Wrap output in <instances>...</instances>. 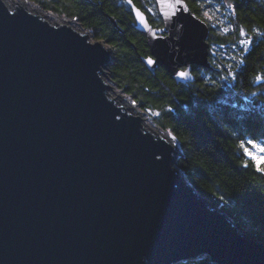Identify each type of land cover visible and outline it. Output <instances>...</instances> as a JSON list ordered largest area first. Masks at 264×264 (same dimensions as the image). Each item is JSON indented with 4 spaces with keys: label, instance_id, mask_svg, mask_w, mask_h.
I'll list each match as a JSON object with an SVG mask.
<instances>
[{
    "label": "water",
    "instance_id": "obj_1",
    "mask_svg": "<svg viewBox=\"0 0 264 264\" xmlns=\"http://www.w3.org/2000/svg\"><path fill=\"white\" fill-rule=\"evenodd\" d=\"M155 3L161 27L127 3L144 67L211 69L206 22ZM43 15L0 0V264H264V243L174 168L179 148L108 93L107 43Z\"/></svg>",
    "mask_w": 264,
    "mask_h": 264
},
{
    "label": "trees",
    "instance_id": "obj_2",
    "mask_svg": "<svg viewBox=\"0 0 264 264\" xmlns=\"http://www.w3.org/2000/svg\"><path fill=\"white\" fill-rule=\"evenodd\" d=\"M185 1L209 27L212 68L193 65L192 81L175 82L162 67L153 73L144 67L141 57L149 49L132 25L126 0H35L44 11L74 17L112 48L110 78L141 109L159 113L156 123L176 137V166L188 183L264 243V173L250 160L243 166L240 147L241 141H264V0H210L218 30L203 17L197 0ZM132 2L153 26L161 25L154 0ZM177 264L214 263L203 256Z\"/></svg>",
    "mask_w": 264,
    "mask_h": 264
},
{
    "label": "rangeland",
    "instance_id": "obj_3",
    "mask_svg": "<svg viewBox=\"0 0 264 264\" xmlns=\"http://www.w3.org/2000/svg\"><path fill=\"white\" fill-rule=\"evenodd\" d=\"M14 0H6L7 3H11ZM17 2H22L23 5L30 7L34 10H40L42 11L44 14H48L50 15V19L52 21L58 22L60 23L61 20L64 21V23H68L71 26H73V28H76L78 30H83L86 31L88 36L90 37V39H94L91 36L90 31L84 29L78 22V20H76L74 17H67L65 15L62 14H57L55 12L52 11H44L39 5L38 3L35 2V0H15ZM197 4L200 7L201 13L203 15V17L205 19H207L208 21H210L212 28L215 30L219 29V25H220V19H218L217 13L215 11V4L211 3L210 0H197ZM205 13H207L208 15H205ZM66 21V22H65ZM63 23V22H61ZM103 41V40H102ZM106 47L109 49V52L112 54V48L109 45H106ZM216 50V49H215ZM112 61V57L110 60V63ZM109 63V64H110ZM108 68V67H107ZM106 68V71L108 72V69ZM106 81H108V83L110 82L112 84L113 90L111 89L110 91H108L109 94H114L117 93L118 95H112V96H116V100H119L122 104H127V103H132L133 104V98L126 94L124 91H122L120 88H118L115 84V82L112 81V79L109 76V73H105V77ZM258 81V80H257ZM255 81V82H257ZM123 97V99H122ZM137 112L140 113L141 112V118H142V123L145 124L148 128L156 131V132H161L163 134L164 137H166V139L169 141V143H171V145H175L176 148L178 147L177 141H174L171 137H170V132L168 130H164L161 127H159L156 123V118H157V112H148L144 109H141L140 106L138 104L135 103ZM134 114V113H133ZM257 143L260 142H264V141H256ZM174 168H176L178 170V173L181 175V172L179 171L178 167L176 165H174Z\"/></svg>",
    "mask_w": 264,
    "mask_h": 264
},
{
    "label": "snow or ice",
    "instance_id": "obj_4",
    "mask_svg": "<svg viewBox=\"0 0 264 264\" xmlns=\"http://www.w3.org/2000/svg\"><path fill=\"white\" fill-rule=\"evenodd\" d=\"M127 3L129 5L132 4V0H127ZM157 3L160 4H169L172 8V11L170 14H163L165 16V18L168 20L169 23H171L173 21V18L177 15L178 12L180 11H187V9L185 8V5L183 3V0H157ZM133 12H135L137 14L138 19L143 20L145 19L143 17V13H141L138 9L136 8H132L131 9ZM149 11H151V9H149ZM205 15H208L207 13H205ZM161 34H163L164 29L160 30ZM244 33L241 32V35H243ZM154 38H162L161 36H157L156 33H153ZM248 42L245 40H241L240 44L241 45H245ZM235 47V46H233ZM212 55L214 56L215 53H212ZM147 64L148 65H153L154 64V60L149 57L147 59ZM218 67H223V66H218ZM230 67V66H229ZM191 71V69H189V72ZM179 78L181 79H188L189 78V73L188 72H184V71H180L176 74ZM234 76V74H231ZM260 79V77H258V80ZM135 101H133V105L135 106ZM157 115H159V113H157ZM172 139L175 141L176 137L172 136ZM240 147L242 149V153L244 155L245 162H244V167H248V160H250L256 171L264 173V142H260L257 143L255 140L253 139H249L246 142L245 141H241L240 143Z\"/></svg>",
    "mask_w": 264,
    "mask_h": 264
},
{
    "label": "bare ground",
    "instance_id": "obj_5",
    "mask_svg": "<svg viewBox=\"0 0 264 264\" xmlns=\"http://www.w3.org/2000/svg\"><path fill=\"white\" fill-rule=\"evenodd\" d=\"M5 3H7L6 2V0H3ZM19 1V0H18ZM20 4H23L22 2H20ZM47 20H50L51 22H55V21H52L49 17H50V15H48V14H44L43 15ZM61 22H64L63 20H61ZM60 22V23H61ZM66 22V21H65ZM70 25V24H69ZM71 26V25H70ZM73 27V26H72ZM107 83H108V81H107ZM108 85H110L111 87H109V89H108V91H110L111 89L113 90V87H112V84L109 82L108 83ZM112 95H118V96H120L121 97V95H119V94H117V93H114V94H112ZM116 97V96H115ZM122 99H123V97H122ZM123 103V102H122ZM126 107H128V109H129V111L133 114L134 113V115H138L139 117H141V112L140 113H138L137 112V109H136V106H134L132 103H127V104H124Z\"/></svg>",
    "mask_w": 264,
    "mask_h": 264
},
{
    "label": "flooded vegetation",
    "instance_id": "obj_6",
    "mask_svg": "<svg viewBox=\"0 0 264 264\" xmlns=\"http://www.w3.org/2000/svg\"><path fill=\"white\" fill-rule=\"evenodd\" d=\"M155 1V0H154ZM156 4V3H155ZM128 5V4H127ZM129 6V5H128ZM130 8V7H129ZM157 8V7H156ZM141 9V8H140ZM142 10V9H141ZM130 11H131V9H130ZM143 11V10H142ZM144 12V11H143ZM158 12V11H157ZM145 13V12H144ZM131 14H132V12H131ZM146 14V13H145ZM147 16V15H146ZM133 17V16H132ZM147 19H148V17H147ZM133 21H134V19H133ZM133 21H132V25H133ZM149 21V20H148ZM150 22V21H149ZM151 25H152V23H151ZM153 26V25H152ZM162 26V23H161V25L159 26V27H161ZM155 27V26H154ZM147 55H149V50H148V54Z\"/></svg>",
    "mask_w": 264,
    "mask_h": 264
}]
</instances>
